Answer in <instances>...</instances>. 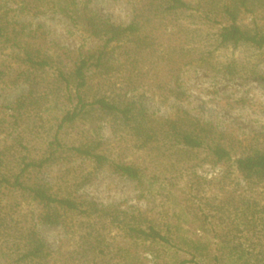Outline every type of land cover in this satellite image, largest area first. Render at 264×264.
<instances>
[{"label": "rangeland", "instance_id": "rangeland-1", "mask_svg": "<svg viewBox=\"0 0 264 264\" xmlns=\"http://www.w3.org/2000/svg\"><path fill=\"white\" fill-rule=\"evenodd\" d=\"M138 2L0 0V7L10 19L26 26V39L30 31L40 29L43 38L36 45L60 53L95 51L102 44L72 20L70 11L88 10L128 25ZM14 52L12 48L0 50V67L8 68L0 83V177L17 171L29 156L42 155L57 131L68 144L101 139L113 161L140 165L142 176L132 179L67 153L34 176L79 201L116 208L127 220L133 215L142 217L145 225H155L171 243L134 238L112 225L108 230L112 245L102 259L84 250L76 214L62 212V224H48L42 220L47 212L44 206L4 185L0 188V264H180L184 259L189 260L185 264H264V184L248 182L233 160L214 164L205 150L178 154L144 149L113 119L101 118L97 112L59 130L65 105L55 96L38 109L13 110L19 97L30 92V84L19 75L24 66L13 57ZM230 57L244 65L236 77L219 67ZM213 63L217 68L188 66L174 77L169 86L180 91V96H166L150 78L154 72L150 67V76L136 83L132 95L157 117L171 118L183 109L216 125L237 155L263 147L264 77L255 71L264 75V51L222 50ZM87 95H97L96 76ZM188 188L197 195L191 212L185 203ZM32 230L53 254L34 263L18 262Z\"/></svg>", "mask_w": 264, "mask_h": 264}, {"label": "trees", "instance_id": "trees-1", "mask_svg": "<svg viewBox=\"0 0 264 264\" xmlns=\"http://www.w3.org/2000/svg\"><path fill=\"white\" fill-rule=\"evenodd\" d=\"M1 9L0 50H16L13 57L24 66L19 75L30 84L29 94L19 97L11 107L13 110L38 109L43 101L55 96L65 105L59 130L97 112L101 118L113 119V123L144 149L155 152L165 149L178 154L205 150L214 164L233 160L248 182L264 184V146L237 155L216 125L203 122L183 109L171 118L157 117L132 95L136 83L150 76V67L154 71L150 78L166 96H180V91L169 85L185 67H213L216 53L222 50L231 49L236 53L248 47L264 51V0H139L128 25L115 24L88 10L70 11L67 13L72 20L101 39L102 44L95 51L60 53L36 45L43 38L40 29L30 31L26 39V26L10 19ZM219 67L232 77L244 69L235 57L220 62ZM255 74L264 77L257 71ZM7 75L8 68L0 67V83ZM94 76L97 95L90 98L87 91ZM104 146L105 141L101 139L68 144L57 131L42 155L29 156L17 171L1 176L0 188L5 185L44 206L47 212L42 220L48 224H62V212L76 214L84 250L102 259L112 245L108 238L112 225L134 238L170 244V237L153 224L145 225L142 217L133 215L127 220L116 208L87 199L79 201L56 191L39 175L34 176L35 172H42L55 163L63 153L90 160L101 168L109 166L132 179L142 176L140 165L113 161ZM195 198L193 188H188L185 203L189 212ZM52 254L39 233L32 230L17 261L34 263ZM187 262L184 259L180 264Z\"/></svg>", "mask_w": 264, "mask_h": 264}]
</instances>
